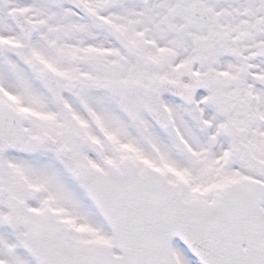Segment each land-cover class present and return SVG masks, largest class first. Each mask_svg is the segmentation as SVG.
Instances as JSON below:
<instances>
[{"label": "snow or ice", "instance_id": "6c2138e0", "mask_svg": "<svg viewBox=\"0 0 264 264\" xmlns=\"http://www.w3.org/2000/svg\"><path fill=\"white\" fill-rule=\"evenodd\" d=\"M0 264H264V0H0Z\"/></svg>", "mask_w": 264, "mask_h": 264}]
</instances>
